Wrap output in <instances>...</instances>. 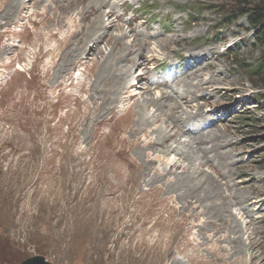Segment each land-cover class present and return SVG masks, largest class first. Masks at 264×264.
Wrapping results in <instances>:
<instances>
[{"label": "rangeland", "instance_id": "374dc122", "mask_svg": "<svg viewBox=\"0 0 264 264\" xmlns=\"http://www.w3.org/2000/svg\"><path fill=\"white\" fill-rule=\"evenodd\" d=\"M20 1L7 15L11 0H0V264L34 255L52 264H264V80L239 66L256 64L261 50L242 19L220 27L216 13L239 0H87L81 16L63 12L62 0ZM100 9L103 36L92 34L89 54L91 43L77 40ZM119 42L135 51L115 52L117 69L135 66L103 109L95 80ZM158 92L171 99L133 143L126 111ZM158 127L177 133L165 145L197 141V175L216 181L225 204H183L174 179L189 173L186 162L146 146ZM235 221L245 227L237 252Z\"/></svg>", "mask_w": 264, "mask_h": 264}, {"label": "bare ground", "instance_id": "6f19581e", "mask_svg": "<svg viewBox=\"0 0 264 264\" xmlns=\"http://www.w3.org/2000/svg\"><path fill=\"white\" fill-rule=\"evenodd\" d=\"M62 1L63 2H62V5L60 6V9L63 12H71L72 10H77L75 12H77L78 16L79 15L80 16L83 15V13H84V3H86L87 0H80V2L78 0H62ZM16 3H18V5H20L19 3H21V1L20 0H11L10 7H8L7 10L5 11V13L7 15H10V13H12L14 11L13 7L15 6ZM22 4L24 6V4L26 5V2L24 0H22ZM109 13L112 14L113 12L109 11ZM104 15H106V14L101 10L99 15L97 17H95L96 18V20L94 21L95 24L92 23L93 24L92 25V29H90L85 35H83V37L81 36L80 39L77 40L79 43L80 42L83 43L82 46H87V45H89L91 43V47L89 49V54H91L92 46L94 48L96 42H98V40H96L94 38L95 36H93L94 33H95V35H98V37L100 35L103 36V28H104L103 26L104 25L102 26V24L100 23V20H102V17ZM123 36L124 35H121L120 37H123ZM64 39H65V37H64ZM82 39H83V41H82ZM116 41H117V37H115V41L114 42H116ZM143 41L145 42V40H143ZM134 42H135V40H134ZM116 43L113 44V46L111 48V51L109 52V54L103 60L101 72L99 74V77L95 80L96 86L98 84L100 86H102V88H101L102 89V91H101V94H102L101 99L105 103L103 109L104 108L109 109L110 105H112L116 100H118V97L114 93V90L121 89L123 87V85L124 86L126 85L125 84L126 81L123 78V75H125V74L127 75V74L131 73L132 68L135 66V64H133L131 66H128L124 70H121L120 69L121 67L117 69V64L118 63L111 59L112 55L114 56L115 52L118 53V55L116 57V59L118 58V60L120 59V57H124V56L125 57H129V56L131 57V53H133L135 51V49L131 48L132 44H129V46L126 47V45L125 44L123 45L122 42L121 43L119 42L118 45ZM122 45H123V47H125L124 51H121L122 50L121 49ZM6 51L7 50L4 49L3 53H6ZM69 54H67V55H69ZM86 58H87V56H86ZM66 59L67 58H65V60L62 62V64L60 63L61 67L57 70L58 72H61L62 69L65 67L64 63H65ZM132 60H133V58H132ZM136 61L138 62V65L142 64V62L140 60L137 59ZM125 66H127V65H125ZM211 78H212V75H211ZM139 83H140V86H142V83L141 82H139ZM184 83L186 84V82H184ZM209 83H210V81H204L203 84H201V86H198V88L202 89V88L206 87ZM141 88L143 89V87H141ZM96 89L97 88H95V90ZM159 94H160L159 97H154V95H152V94H151V96H149L150 95V92H149V95H146V97H144L141 101H137V103L135 104V108H133L131 110L127 109L126 112L127 113L129 112L127 116L130 119L129 127H128L129 130L127 131L128 132V138L131 139V141L133 143H137L139 138H140V136H141V134H145L148 131V128L153 124L152 122L156 121L158 119V117L160 116V114L162 112L161 111L162 110V105H163L162 99H165V98H168V100L171 99V98H169V95L166 92L159 93ZM176 95H178V94H176ZM106 106H108V107H106ZM151 106L154 109V111L151 114V116L149 117L148 115L145 114V112ZM168 106L170 108H172L171 104H169ZM196 113L198 114V112H196ZM120 117L124 118L125 116L121 115ZM176 121H177V119H174L173 123H176ZM167 127H168V125H167ZM154 133H155V137L153 139L152 138L149 139L146 142V146H147L148 149H153L154 145L161 144L163 146V149H166V152H171L172 153V151H173L174 153L179 155L178 156V160L180 158H182L183 162H186V166H187V169L189 170V173H187L185 175H182V176H180V175L179 176H175V179H174V181L176 183V186H177V190L180 192V197L183 199V204H212V205L213 204H225V201H226L225 198L226 197H224V196L219 197V194H221L220 193L221 191L219 192V190H217V187L215 186L216 181L210 175H200L199 177L197 175L199 166H201V160H200V162L198 161L199 163L197 164V167L195 166L196 163H194L195 160H198V159L201 158L199 156V154H198V153H200V151H199L200 148L198 149L199 144H197V141H195L193 139L192 140L186 139V140H183V141H177L176 145L174 147H172L171 145H165V143L167 142V140L170 137L177 135L176 132H172L171 130L166 132L164 129H162V127H158V128L155 129ZM200 133L202 134V131ZM217 136L218 135L216 134L215 136H210L209 138L207 137V139H205L204 142H203V143L206 144L205 146H203V143H201L202 141L200 142L201 143L200 146H203L204 152L209 150V149H207V147H208L207 145H209V144H210L209 145L210 149H214L216 147L214 144L212 145L213 141H210V140H212L213 138H216ZM205 141H207V142H205ZM216 150H214V151L211 150V151L215 152ZM208 152H210V151H208ZM116 154L119 157H121L122 159H126V155L124 154L123 150L117 151ZM174 165H175V162L170 163L169 168H171V166H174ZM127 168H129L128 172H129V175L131 176L132 173L134 172L133 171L134 170V166L132 165L131 162L127 163ZM200 183H202L204 185L201 189L199 188ZM208 209H209L208 211L211 214H215V216H217V217L220 216V215H223V214H220V211H221L220 209H223V208L213 209V206H212V207H208ZM221 212H223V210ZM217 220H219V219H217ZM213 225H216V224L213 223ZM234 226L235 227L233 228V231H232L233 237L232 238L229 237V238H230V241L232 243L233 242L235 243L234 244V248H235V251L237 252V251H240L241 246L243 245L241 239H242L243 229H245V227H242L241 223H238L236 221L234 222ZM204 229L205 228L202 226V229H200V230L202 231ZM214 229H217V225L215 226ZM219 230H220V228H219ZM206 249H208V248H206ZM205 262H206V264H214L213 260H211V259L205 260ZM222 264H226V263H222ZM228 264H243V262H242L241 259H235L234 261H231Z\"/></svg>", "mask_w": 264, "mask_h": 264}, {"label": "trees", "instance_id": "16d2710c", "mask_svg": "<svg viewBox=\"0 0 264 264\" xmlns=\"http://www.w3.org/2000/svg\"><path fill=\"white\" fill-rule=\"evenodd\" d=\"M233 8L234 10L229 11H216V13H221V17L218 21L219 25L220 27H224L236 22L238 19H242L244 21V24L247 26V30L253 37V41L250 43V45L253 46L254 49H260L261 54L256 64L240 63L239 66L242 69L248 68L249 66L251 73L256 78L262 77L264 80V0H254L252 2L239 0L237 6H234ZM146 9H149V7L145 8V10ZM261 88H264V84L261 85Z\"/></svg>", "mask_w": 264, "mask_h": 264}, {"label": "water", "instance_id": "95a60500", "mask_svg": "<svg viewBox=\"0 0 264 264\" xmlns=\"http://www.w3.org/2000/svg\"><path fill=\"white\" fill-rule=\"evenodd\" d=\"M19 264H52L42 255H34L22 260Z\"/></svg>", "mask_w": 264, "mask_h": 264}]
</instances>
